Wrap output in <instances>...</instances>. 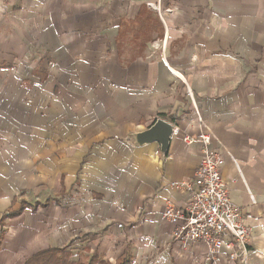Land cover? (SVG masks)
<instances>
[{"label": "crops", "instance_id": "crops-1", "mask_svg": "<svg viewBox=\"0 0 264 264\" xmlns=\"http://www.w3.org/2000/svg\"><path fill=\"white\" fill-rule=\"evenodd\" d=\"M199 116L264 254V0H0V214L36 205L8 219L0 264L51 247L237 264L183 247L163 215L193 197L172 183L195 178ZM157 118L167 147L138 137Z\"/></svg>", "mask_w": 264, "mask_h": 264}, {"label": "built area", "instance_id": "built-area-1", "mask_svg": "<svg viewBox=\"0 0 264 264\" xmlns=\"http://www.w3.org/2000/svg\"><path fill=\"white\" fill-rule=\"evenodd\" d=\"M169 10V9H168ZM167 10V11H168ZM159 14L162 9L158 7ZM200 141L203 142L202 158L195 173L193 182H173L172 185L193 189L191 200L185 208L168 204L164 209V217L171 223L183 220L175 228L174 238L180 240L183 247L190 243L206 244V254L214 259L226 245L231 253V261L237 264H249L257 258L263 263L264 254L253 255L251 251L252 227L244 222V212L240 205L231 200L229 183L224 179L221 168L225 163V152L209 148V144L217 137L204 119L199 116ZM186 141L192 143L197 139L186 135ZM255 202V200L253 199Z\"/></svg>", "mask_w": 264, "mask_h": 264}, {"label": "trees", "instance_id": "trees-1", "mask_svg": "<svg viewBox=\"0 0 264 264\" xmlns=\"http://www.w3.org/2000/svg\"><path fill=\"white\" fill-rule=\"evenodd\" d=\"M129 25L130 23L126 21L122 22L121 36ZM156 25H158L157 22ZM29 207L35 209L36 205H32L31 203L24 201L23 205L19 209L0 214V249L1 242L5 234L4 228L8 219L14 218ZM71 257L72 251L67 250V247H51L31 255L25 264H113L110 261L105 260L104 257H101L98 253L93 254L88 262H84L82 259L73 261ZM131 263L132 259L128 256V253H124L121 257H119L116 264Z\"/></svg>", "mask_w": 264, "mask_h": 264}, {"label": "water", "instance_id": "water-1", "mask_svg": "<svg viewBox=\"0 0 264 264\" xmlns=\"http://www.w3.org/2000/svg\"><path fill=\"white\" fill-rule=\"evenodd\" d=\"M173 125L163 118H157L153 125L144 130L138 137L141 141L159 140L163 147H167L173 132Z\"/></svg>", "mask_w": 264, "mask_h": 264}, {"label": "rangeland", "instance_id": "rangeland-1", "mask_svg": "<svg viewBox=\"0 0 264 264\" xmlns=\"http://www.w3.org/2000/svg\"><path fill=\"white\" fill-rule=\"evenodd\" d=\"M73 257H75L76 260L82 259L84 262H88L90 258L89 256L86 255V253H84L83 250H75Z\"/></svg>", "mask_w": 264, "mask_h": 264}]
</instances>
